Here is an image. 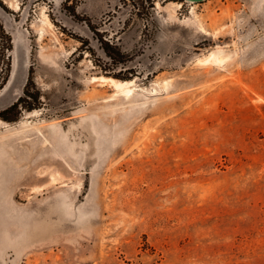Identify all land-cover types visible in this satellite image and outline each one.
Masks as SVG:
<instances>
[{"label":"rangeland","instance_id":"1","mask_svg":"<svg viewBox=\"0 0 264 264\" xmlns=\"http://www.w3.org/2000/svg\"><path fill=\"white\" fill-rule=\"evenodd\" d=\"M1 1L0 264H264V0Z\"/></svg>","mask_w":264,"mask_h":264},{"label":"bare ground","instance_id":"2","mask_svg":"<svg viewBox=\"0 0 264 264\" xmlns=\"http://www.w3.org/2000/svg\"><path fill=\"white\" fill-rule=\"evenodd\" d=\"M191 3H194V2H191ZM44 16L47 18L48 15L45 13ZM221 53H222L221 50L220 51H211V54H210L209 58L207 57V61L209 59L213 58L216 61V63L217 62L218 63L223 62L224 57L222 56ZM212 63H214V62H212ZM22 65H23V49L21 48L20 43L16 41L15 53H14V68H13V72H12L11 85L15 84L16 81L18 80V78L20 77L21 72H22ZM93 80L94 81H99L101 84L109 83L115 89H117V91H121V92H124V93H127V94H129L130 92L133 91V89H135V88H133L134 79L122 80V79H118V78H115V77H112V76L95 75V76H93Z\"/></svg>","mask_w":264,"mask_h":264},{"label":"trees","instance_id":"3","mask_svg":"<svg viewBox=\"0 0 264 264\" xmlns=\"http://www.w3.org/2000/svg\"><path fill=\"white\" fill-rule=\"evenodd\" d=\"M0 3L2 4V1L0 0ZM0 32L2 33V36L3 37H6L8 40H11V35H9L3 25V23L1 22L0 20ZM10 47V45H9ZM4 55H5V52H4ZM8 71V67H1L0 68V89L4 86V84L6 83L7 79H8V76H7V72ZM116 77H120L121 75L120 74H115ZM30 82L29 83H32V77H30ZM27 95H28V91H27ZM32 96V95H31ZM36 100L39 98L38 96L35 97ZM24 99V97H23ZM21 98V100H23ZM20 106V100L14 102L11 106L3 109L0 111V117L4 118V119H10L11 117H9V114L11 112H14L16 111ZM29 108H32V106H29Z\"/></svg>","mask_w":264,"mask_h":264},{"label":"water","instance_id":"4","mask_svg":"<svg viewBox=\"0 0 264 264\" xmlns=\"http://www.w3.org/2000/svg\"><path fill=\"white\" fill-rule=\"evenodd\" d=\"M186 1H188V2L198 3V2H203V1H205V0H186Z\"/></svg>","mask_w":264,"mask_h":264}]
</instances>
